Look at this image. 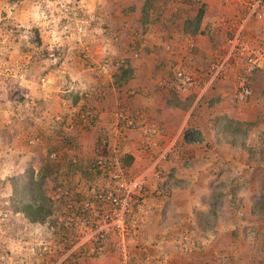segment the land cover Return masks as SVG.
<instances>
[{
	"label": "rangeland",
	"instance_id": "1",
	"mask_svg": "<svg viewBox=\"0 0 264 264\" xmlns=\"http://www.w3.org/2000/svg\"><path fill=\"white\" fill-rule=\"evenodd\" d=\"M7 1L0 0V129L11 120L23 122L24 116L29 113L30 119L46 130L39 133L36 127L30 130L31 135L35 132L40 134L36 144L33 145L34 141L32 145L28 144V150L32 151L28 152L37 158L23 155L17 162L13 157L16 149L9 150L5 142L1 143L0 149H3L0 151V180H8L16 174H22L28 161L34 172L39 171L44 163L42 156L47 145L56 144L59 148L58 154L55 153L56 157L49 159L54 165L59 163L56 168L58 172L67 169L68 164L77 162L84 170L97 158L105 161L109 158L119 164V156L131 153L136 161L127 169L120 166V170L111 168L102 183L108 182L112 174L119 173L122 177L120 180L125 182L142 177L144 182L150 184L154 178L159 182L155 194L162 196L164 202H161V198L153 199L148 195L153 191L155 184L148 186L147 195L141 196L138 191L134 194V198L141 196L138 203L141 213L137 215L136 228L129 230L123 239L126 247L125 261L122 262L123 259H120L116 248L112 246H116L117 239L114 238L113 243L108 241L104 246L103 253L84 255L69 262V258L62 260L60 257V231L57 229L53 231L49 228L51 233L46 236L41 233L37 237H31L28 233L30 237L26 239L20 234L14 239L12 233L21 221L24 231L31 228L22 214L13 213L8 207V202L3 199L10 194L9 181H6L5 185L0 187V264H264V251L253 252L250 240H232L229 233L234 223L230 219L218 216L217 226H214L217 235L215 238H209L199 235L194 223L196 217L192 213L193 207L204 200L202 182L206 177L211 175L210 182L215 184L226 181L229 178L225 169L227 162L230 161L240 168L246 163L244 152L227 149L225 142L221 147L214 144V132L211 130L213 121L208 114L216 112L215 110L207 111L205 116L202 114L198 117L190 113L188 106L187 109L184 107L182 109L185 110H181L182 113L175 117L180 126H175L170 101L173 94H158L155 90L156 86L161 87V81L166 82L167 78L173 83L176 82V89L182 87V81L175 79L177 71L185 73L188 68L184 67L180 60L175 64H166L171 51L169 43L172 40L183 43L180 39V20L193 16L197 8H203L201 28L209 25L210 31L205 37L216 41V47L213 48L214 55L209 56L190 49L191 55L195 56L193 71L197 73L204 70L201 77L209 74L208 84L214 83L219 76L216 87L222 81L225 86L223 88L230 90L229 94L235 95L238 76H233L235 66L240 64L235 56L228 57L226 62L229 60L230 65L226 69L222 68L216 75L210 67L227 56L229 40L234 34H237L239 42L244 43L248 50L264 49L263 9L260 11L261 17L245 21V12L252 0H195L192 3L183 0H160L157 3L158 0H152L157 7L152 8L149 13L154 15L158 24L143 36H139V8L128 14L120 12V9L127 8L136 0H23L15 7L9 6ZM103 8H114V11L109 13L102 11ZM167 18L170 22L166 21ZM102 25L108 32H112V37L105 38L101 31ZM33 29L38 31L39 47H34L30 41L34 38ZM202 39L203 46L200 51H203L202 48L204 45L206 47L208 41L206 38ZM179 48L177 47V51L173 50L172 54L180 55L188 50ZM159 57H164L162 72H159L162 77L158 75L160 79L155 77L157 74H150ZM56 58L60 59L57 65ZM54 64L56 67L53 70L42 73ZM119 66L138 76L122 86L114 87L112 75ZM177 68L179 70H176ZM141 70L144 72L143 78L140 75ZM196 81L195 87L199 90L207 88V85L203 87L205 84L199 82V78H196ZM251 83L252 106L238 102L240 104L230 109L231 103L227 102L221 104L219 112L230 118H247L251 120L247 122H254L246 144H258L260 134L264 133V93L260 94L257 86L264 83V75L255 76ZM73 90L82 97L71 107L70 103L62 98V94ZM178 90L181 93L184 91L181 88ZM33 99H39L42 103L43 110L39 109L41 113L36 117L31 113L33 105L30 101ZM101 113L108 117V124L102 119L90 126L84 119L91 118L92 121L93 116ZM158 121L160 123L156 124ZM51 124L55 125L54 134ZM192 127L202 131L203 144L206 145H189L193 148L184 152L183 149L180 150V143L184 139V131ZM84 128L91 132L85 134ZM64 133L71 138V148L57 144ZM75 136L80 138L81 147L86 144L91 149V145L94 146L90 153H84L87 157H84V154H76ZM140 141L148 143L145 145L146 149H151L152 143L158 147L159 153L150 162L146 159L148 154L146 156V151L141 148L144 144ZM38 145H42V148ZM23 150L25 149L22 148ZM160 156L165 158L159 159ZM141 158L142 161L139 160ZM184 159L187 164L190 161L195 162L197 168L173 170L183 166ZM205 159L208 162H205ZM146 163V167L142 168ZM155 163L158 170H151ZM76 171L69 175L64 184L83 192L87 188L86 185L95 178L94 171L86 169L91 172L88 179H80V174ZM172 171H177L175 176L188 180L189 184H181L179 189L175 187L169 192L166 191L163 182L171 176ZM250 186L249 197H252L257 194L255 188L258 183H252ZM41 190L44 195L55 201L62 196H65L66 200L68 198L67 188L59 189L57 179H44ZM239 195L242 196L241 193ZM72 202L74 201L67 202L64 206L63 201L62 205L56 204L53 217L56 219L59 215L67 213V207ZM226 202L227 197L219 206L225 205ZM206 206L204 204L203 207ZM238 212L245 214V207L239 208ZM7 219L11 221L4 229L2 223ZM259 228L264 230L263 227ZM42 231L43 229L40 230ZM220 233L224 238L221 239Z\"/></svg>",
	"mask_w": 264,
	"mask_h": 264
},
{
	"label": "trees",
	"instance_id": "2",
	"mask_svg": "<svg viewBox=\"0 0 264 264\" xmlns=\"http://www.w3.org/2000/svg\"><path fill=\"white\" fill-rule=\"evenodd\" d=\"M21 1L23 0H8L7 3L9 6H18ZM160 0L157 1L159 3ZM184 2H194L195 0H183ZM139 8L140 17L138 18V34L139 36H143L145 33H147L150 29H152L157 23L156 18L154 15L149 13V11L153 8L156 9L157 5L154 6V3L152 0H136L132 5L128 6L127 8L120 9V12H123L124 14H128L130 12L135 11L136 8ZM102 11H108L109 13H112L114 11V8L106 9L103 8ZM204 15L203 8H197L195 14L193 16L183 18L180 20V39L183 40V42L190 43L191 40L196 35L206 36L209 31V25H204L201 28V20ZM167 22H170V19H166ZM102 34L105 36V38L112 37V32H108L105 28V26L102 25L101 27ZM34 38L33 40H30L32 45L34 47H39L40 45V39L38 36L37 29H33ZM230 37V36H229ZM138 43V42H137ZM76 45V42L74 43V47ZM146 50V49H145ZM235 58L240 62L239 66H235L234 75H238V78H243L244 85L248 86L250 89V84L252 82V79L262 74L264 75V65L261 66V68L254 69L253 71L247 72L244 68V65H242L243 59L239 57L238 55H235ZM59 58H56L55 64L57 65L59 62ZM221 62L218 61L219 64ZM49 66L44 72L47 73L49 70H53L56 65ZM230 65L229 60L223 64V68L226 69ZM184 74L183 72H181ZM209 75V74H208ZM134 78V73L130 70L123 68L119 66L117 70L112 75V84L114 87L122 86L128 82H130ZM177 81L181 82V78H175ZM195 87V86H194ZM65 90V88H62ZM257 89H259V93H264V83H261L259 86H257ZM251 94V92H250ZM264 95V94H263ZM81 95L77 91H70L68 93L64 92L62 94V98L67 100L71 107L75 106L79 99H81ZM21 99V98H19ZM205 98L199 97L197 102L193 105L191 108L190 113L194 115H206L205 112H207V109H211L215 106V99L216 97H212L210 99L204 100ZM236 99V96H235ZM204 100V101H203ZM32 106L31 113L34 115V117L40 115V110H43L41 105V100L33 99L30 101ZM173 107H177V103L173 104L171 103ZM38 108V109H37ZM40 109V110H39ZM200 109V110H199ZM83 110V108H81ZM204 112V113H202ZM209 117L213 121V126L211 130L214 132V144L217 147H221L225 142L227 149H238L244 152L246 163L240 166V168H237L236 165H233L230 163V161L227 162V165L225 167L229 178L224 182H217L211 183L210 178L211 175L206 177L205 181L202 182V192L204 196V200L201 202H198L196 207H193L192 213L196 217L195 225L196 229L199 233V235L203 237H209L215 238L216 237V231L214 230V226H217V218L218 216L227 217L232 221L234 224L232 226V231H230L229 235L233 238L235 242H242L250 240V245L253 246L251 249L253 252L258 253V251H264V242L262 240L264 236V230H259V227L264 228V133L260 134V141L258 144H246V139L250 133V128L254 126V123H244L242 121L234 120L233 118L228 117L223 112H211L208 114ZM88 117V116H87ZM87 120L88 125H93V122L95 121V117H93L92 121L91 118H84ZM23 122L20 121H10L8 125H3L0 129V145L2 142L6 143V148L12 151H16L14 154V158L16 161L20 159V156L28 155V148L29 145L36 144L35 141L38 140V137L40 134L39 132H42L44 130V127L37 126L38 124L35 123L34 120H31L29 117V113H27L23 120ZM37 129V132L34 134H30V130L35 128ZM52 127V133H55V125L51 124ZM46 130V129H45ZM44 130V131H45ZM85 131L88 130V128H84ZM54 131V132H53ZM216 133V134H215ZM52 134V136H53ZM65 135L59 139V143L61 146L64 147H70L71 144V138L69 135L64 133ZM219 134V136H218ZM217 137V138H216ZM76 138V136H75ZM183 143L185 145H201L204 143V137L203 133L199 129L190 128L188 130L184 131V139ZM29 144V145H28ZM71 144V145H70ZM70 145V146H68ZM148 145V144H147ZM21 146V148H20ZM11 147V148H10ZM38 147L41 149L42 145H38ZM20 148V149H19ZM22 148L25 149L22 151ZM45 154L42 156L43 159V166L39 171L34 172L32 167L30 166V161H28L26 168L24 169L22 174H16L13 177L9 178L8 180H0V187L4 186L6 181H9L10 186V194L8 197H4L8 202V207L12 210L13 213H21L23 216V219L30 223V230H23L24 225L21 221L20 223L13 226H16L14 228V231L12 233L14 239L21 235V237L24 239L30 237H37V235H40L41 233L45 236L47 233H51V228L53 231L57 229V231H60L62 228L57 226L56 219L53 217V209L56 204H61L63 201V205L70 201H79V199H83L82 193L80 191H76V189H72L69 187V184H64V182L70 177L69 175L73 172H78L80 174L81 178L88 179L91 175V172L86 171L88 170V167L90 164L85 168L84 170L81 169L79 162L76 164H68L67 169H64L63 172L56 170V168L59 166V163L55 165L50 161V155L57 153L58 154V146L57 145H47L44 147ZM3 149V148H2ZM0 149V151L2 150ZM27 149V150H26ZM154 152L150 151V157L146 158L148 162H150L152 159L157 156V153H159V150L155 148H151ZM32 152V151H30ZM33 154V153H31ZM55 155V154H54ZM24 157V156H23ZM56 156H53L55 158ZM165 158V157H164ZM1 159V158H0ZM7 158H4L6 160ZM57 159V158H56ZM2 162V160H0ZM17 161V162H18ZM133 158L130 154H122V156H119V166L122 169H127L133 162ZM145 161V159L143 160ZM186 159L183 160L181 170H189L190 168H197L195 166V162L190 161L189 164L186 163ZM48 162H51L50 164ZM165 162V161H164ZM204 162V161H203ZM205 162H208L207 159H205ZM148 163L142 165L141 167H146ZM230 165V166H229ZM233 165V166H232ZM86 167V166H85ZM158 170V165L153 166L152 170ZM160 168V167H159ZM53 169V170H52ZM62 167L59 169L61 170ZM96 168L94 166L89 167V170H93ZM174 170V169H173ZM43 171L47 172L45 174ZM49 173H52V175H48ZM62 173V174H61ZM178 173L177 171H172L171 176L168 177L167 180L163 182V186L165 187L166 191H170L171 189H174L175 187L179 189L183 185L189 184V181L186 179H183L181 177L177 178L175 176ZM49 178L52 181L58 180V188L62 189V187L67 188L66 192V198L65 196H62L61 198H58L53 200L51 197H48L43 194L41 190V182H43L44 179ZM152 183L155 184L153 191L148 194L153 199H160L161 202H164V199L162 196L156 195L155 191L158 189L157 183H159L157 180L152 178ZM258 183L257 188L255 190L257 191V194L252 197H249L251 189L249 190V187L252 183ZM161 183V182H160ZM147 181H145L139 191L140 195L146 194L148 191V186L150 185ZM186 187V186H185ZM90 188H86L85 191H89ZM98 190V189H97ZM242 194L240 196L239 194ZM141 196L135 197L134 202L139 203ZM227 197V202L225 205L219 206L220 202H222ZM240 197V198H239ZM166 200V199H165ZM219 202V203H217ZM73 203V202H72ZM204 204H206V207H203ZM61 206V207H62ZM245 207V214H240L238 212L239 208ZM203 208V210H200ZM233 218V219H232ZM11 220L7 219L2 223V228L6 229L9 225V222ZM235 221V222H234ZM237 221V222H236ZM43 229L42 232L40 230ZM28 233L30 234L28 236ZM59 234V235H60ZM221 234V239L224 238L223 234ZM219 234V235H220ZM234 236H237L234 238ZM249 238V239H248ZM264 239V238H263ZM237 240V241H236ZM261 241V242H260ZM260 242V243H259ZM256 243H258L256 245ZM196 245L198 246L199 243L196 242ZM251 246V247H252ZM263 246V248H262ZM200 247V246H198ZM86 251L80 252L76 255H73V259H78V257L86 255ZM87 256V255H86Z\"/></svg>",
	"mask_w": 264,
	"mask_h": 264
},
{
	"label": "built area",
	"instance_id": "3",
	"mask_svg": "<svg viewBox=\"0 0 264 264\" xmlns=\"http://www.w3.org/2000/svg\"><path fill=\"white\" fill-rule=\"evenodd\" d=\"M264 11V0H252L245 12V21L251 18L261 17L260 11ZM239 37L234 34L229 40V52L219 64L210 67L213 74H217L226 62L228 57L238 55L243 59L242 65L247 72L261 68L264 65V49L248 50L246 45L239 42ZM177 78L188 86H195L196 79L188 74L177 72ZM243 78L237 79L236 100L244 102L250 95V89L244 85ZM116 165L115 160L109 158L105 161L97 158L94 162L95 167L109 169ZM95 171V170H93ZM105 176L104 170L98 173L99 178ZM114 180L112 186L92 189V198L75 201L67 207L68 212L57 219L58 226L62 228L59 253L62 260L69 258L80 252L86 251V255H97L104 252L107 242L117 239L115 251L120 255V259L125 261L124 237L129 230L136 228L138 221L137 215L141 213L140 204L134 205L133 196L136 191H140L143 179L135 178L125 182L118 179V175L111 176ZM98 189V190H97ZM113 243V242H112Z\"/></svg>",
	"mask_w": 264,
	"mask_h": 264
},
{
	"label": "crops",
	"instance_id": "4",
	"mask_svg": "<svg viewBox=\"0 0 264 264\" xmlns=\"http://www.w3.org/2000/svg\"><path fill=\"white\" fill-rule=\"evenodd\" d=\"M211 4V3H210ZM209 4V5H210ZM212 33V32H211ZM202 38H206L208 41H207V43H206V47H205V45H204V47L202 48V50L203 51H200L199 49L203 46V39ZM183 46V47H180V46ZM216 45V41H211L210 39H208L207 37H205V36H201V35H196L192 40H191V42L190 43H186V42H181V41H176V40H172V41H170V43H169V47H170V49H171V51H170V54L171 55H173V56H170V54L168 55V61L166 62V64H175L176 62H178L179 60L180 61H182V63H184L183 64V66L184 67H187L188 68V71H185V73L186 74H188V75H191V76H195L196 78H199V82H203V84H205V85H203V87H206V85H207V88H204V89H198V88H196V87H193V86H188V85H185L183 82H181V85H182V87H179V88H181L182 90H184L182 93L178 90V89H176L175 87H176V82H171V81H169V79L167 78V81L169 82V84H166L167 83V81L166 82H163V81H161L162 83H163V85L161 86V87H157L156 86V91H157V93L158 94H164V93H166V94H173L172 95V97H171V103H173V104H176L177 103V107H173V122H174V124H175V126L177 125V126H180V124H178V122L176 121V119H175V117L177 118L178 117V115L180 114V112L182 113V111L183 110H185V109H182V108H184V107H186V109H187V106H188V109H189V111H191V108L193 107V105L197 102V100L199 99V97H203V98H205L204 100H207V99H210V98H212V97H216L217 99H215V106L213 107V108H211V109H207L208 111H212V110H215L216 112H219V110H221V104L223 105V104H226L227 102L228 103H231V108L230 109H232V106H235V105H237V104H240V103H238V102H236L237 100L234 98V96L236 95H233L232 93L231 94H229L228 93V91L230 92V90H228V91H226L227 89H224L223 87H225V86H223V84H222V81H220L219 82V85H218V87H216V84H218V83H216L217 81H218V78H219V76L217 77V80H215V82L214 83H210V84H208L207 82H208V80H209V76L210 75H206V76H203V77H201V75H203V73H204V70H201V71H198L197 73L196 72H194L193 71V68H192V65L194 64V60H193V58L195 57V56H192L191 55V51H190V49L192 48V50L194 49V51H196V52H203V53H206L208 56L209 55H214L213 54V48H214V46ZM177 47L179 48H183V50H187V51H183L182 52V54H180V55H178V54H172V52H173V50H176L177 51ZM216 47V46H215ZM179 48V49H180ZM178 49V50H179ZM196 49V50H195ZM193 51V52H194ZM152 53V54H151ZM150 54L151 55H153V52H151ZM149 54V53H148ZM149 54V55H150ZM149 55H147V57L149 56ZM154 56V55H153ZM167 56V55H166ZM156 57V56H155ZM226 57V56H225ZM225 57H223V59L225 58ZM163 59H164V57H159L158 58V62H157V64L154 66V68H153V70L150 72V74L152 73V75L154 74H157V75H155V77L157 78V76L159 75V72H162V61H163ZM143 60V57H141V61ZM222 60V59H221ZM169 61H170V63H169ZM142 63V62H141ZM179 67V66H178ZM176 70H179L178 68L176 69ZM178 72V71H177ZM183 72V71H182ZM141 74V78H143V76H142V73H144V72H142V70H141V72H140ZM184 73V72H183ZM184 73V74H185ZM208 73V71H206V74ZM136 76H138V74H136V73H134V77H136ZM160 77H162L161 75H159ZM159 76H158V79H160L159 78ZM238 76V75H237ZM140 77V76H139ZM206 77V78H205ZM195 78V79H196ZM202 78V79H201ZM204 78V79H203ZM233 78H235V75L233 76ZM206 80V81H205ZM200 83V84H201ZM216 83V84H215ZM215 84V85H214ZM252 84V83H251ZM250 84V85H251ZM128 85V84H127ZM178 85V84H177ZM146 86V85H145ZM148 86V85H147ZM201 85H199V87H200ZM202 87V88H203ZM193 88V89H192ZM201 88V87H200ZM250 88H251V86H250ZM225 91H226V93H225ZM251 92V91H250ZM151 92H149V94H150ZM181 95V96H180ZM230 95V96H229ZM229 96V97H228ZM252 98V92H251V94L249 95V97L244 101V102H242V103H247V105H253V100L251 99ZM203 100V101H204ZM251 103V104H250ZM245 107V106H244ZM263 109H264V107H263ZM182 110V111H181ZM200 110V109H199ZM202 113H204V112H202ZM194 116H197V115H194ZM205 116V115H204ZM93 117H95V121H94V123H98V122H100L102 119H105V121L107 122V124L109 123V121H108V117L106 118V115L104 114V113H101V114H99V115H95V116H93ZM98 118V120H97V118ZM198 117H201L200 115H198ZM234 117V116H233ZM232 117V118H233ZM203 118V117H202ZM234 120H237V121H242V122H244V123H254V122H247V121H251L250 119H247V118H245L244 120H242V118H239V120L237 119V118H233ZM187 120V119H186ZM186 120H185V122H186ZM155 121V120H154ZM103 122V121H102ZM160 122L158 121L156 124H159ZM106 124V125H107ZM185 124V123H184ZM255 124V123H254ZM90 126H94V124L93 125H90ZM145 126H147V125H145ZM190 127V126H189ZM253 127V126H252ZM251 127V128H252ZM90 129L92 128V127H89ZM193 128H195V127H193ZM250 128V129H251ZM199 129V128H198ZM85 131V130H84ZM86 133L85 134H87L88 132L90 133L91 131H89V129L87 130V131H85ZM76 140V149H74V150H76V154H78L79 156L80 155H82V154H84V153H90V151L91 150H93V145H91V149H90V147H88L86 144L83 146V147H81L80 145H81V143L79 142L80 141V138L78 137V136H76V138H74V141ZM140 142H142V141H140ZM79 143H80V145H79ZM143 143V142H142ZM159 143L160 142H158L157 144H158V146H159ZM205 143H207V141L205 140ZM88 144L90 145V142H88ZM144 145L141 147L144 151H146V156H147V154H148V156L147 157H150L151 155H150V151H148V149H146V144L145 143H143ZM54 145H56V144H54ZM146 145V146H145ZM203 145H206V144H203ZM152 148H155L156 147V149L158 148L157 146H155L154 145V143H152ZM189 148H193V146H189V145H185L184 143H183V141H181V143H180V150H182L183 149V151L184 152H188L189 151ZM152 152H154L153 150H151ZM124 153V152H123ZM28 155H30V157L29 158H31V157H33L34 155L33 154H31V153H28ZM56 155H57V153H56ZM130 155L132 156V158H133V161L132 162H135L136 161V158L130 153ZM86 155L84 154V157H85ZM35 157V156H34ZM87 157V156H86ZM35 158H37V157H35ZM139 160H141L142 161V158L141 159H139ZM182 167H184V166H182ZM182 167L181 168H176V169H174V170H181L182 169ZM184 168H186V167H184ZM161 169V168H160ZM162 170V169H161Z\"/></svg>",
	"mask_w": 264,
	"mask_h": 264
},
{
	"label": "clouds",
	"instance_id": "5",
	"mask_svg": "<svg viewBox=\"0 0 264 264\" xmlns=\"http://www.w3.org/2000/svg\"><path fill=\"white\" fill-rule=\"evenodd\" d=\"M148 144V143H147ZM146 144V145H147ZM148 151H151V149L150 148H148ZM55 154V153H54ZM54 154H52V155H50V158L51 159H53V156H56V155H54ZM164 157H161L160 156V158L159 159H163ZM158 159V158H157ZM96 160V159H95ZM95 160L93 161V162H91V165L89 166V167H91V166H94V162H95ZM92 161V160H91ZM156 161H158V160H156ZM115 162H116V165H113L112 167H110L109 169H106V168H101V167H95L96 168V170L95 169H93V170H95L94 171V173H93V175H95V178H93V180H92V182L89 184V185H86L87 186V188L89 187L90 188V190L87 192V191H85V189L83 190V192H81L82 193V196H83V199H86V198H92V195L94 194V193H92V189H95V188H99L100 186V188H104V186H112V183H113V181L114 180H112L111 179V176L113 175H111V176H109V180H108V182H106L105 184H103L102 183V181L104 180V178H105V176L109 173V171H110V169L111 168H116L117 170H120V168H119V164H118V162L115 160ZM157 163V162H156ZM156 163L153 165L154 167H155V165H156ZM153 166L151 167V170L153 169ZM89 167H88V170H89ZM101 170H104V172H105V176L103 177V178H99L98 177V173H100V171ZM118 175V179H121L122 177H120L121 176V173H119V174H117ZM80 179H81V177H80ZM80 179H79V181H80ZM78 181V180H77ZM127 182V181H126ZM143 182H144V180H143ZM42 183V182H41ZM102 183V184H101ZM40 187H41V185H40ZM133 199H134V196H133ZM79 200H81V199H79ZM64 214H66V213H63L62 215H59L57 218H56V224H57V226H58V223H57V219L59 218V217H61V216H63Z\"/></svg>",
	"mask_w": 264,
	"mask_h": 264
}]
</instances>
